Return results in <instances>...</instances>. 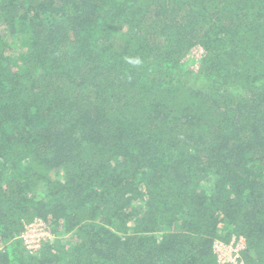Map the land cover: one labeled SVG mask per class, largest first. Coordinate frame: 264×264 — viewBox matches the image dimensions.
<instances>
[{
  "label": "trees",
  "instance_id": "trees-1",
  "mask_svg": "<svg viewBox=\"0 0 264 264\" xmlns=\"http://www.w3.org/2000/svg\"><path fill=\"white\" fill-rule=\"evenodd\" d=\"M34 219L70 238L28 255ZM232 237L264 264V0H0V264H218Z\"/></svg>",
  "mask_w": 264,
  "mask_h": 264
},
{
  "label": "built area",
  "instance_id": "built-area-1",
  "mask_svg": "<svg viewBox=\"0 0 264 264\" xmlns=\"http://www.w3.org/2000/svg\"><path fill=\"white\" fill-rule=\"evenodd\" d=\"M199 51L202 52L201 49ZM17 238L27 254L31 256L37 255L44 244H53L58 239L48 224L41 219H34L25 224ZM245 249L246 244L241 237H232L229 243L222 241L214 243V253L218 264H244L241 260V252Z\"/></svg>",
  "mask_w": 264,
  "mask_h": 264
},
{
  "label": "rangeland",
  "instance_id": "rangeland-1",
  "mask_svg": "<svg viewBox=\"0 0 264 264\" xmlns=\"http://www.w3.org/2000/svg\"><path fill=\"white\" fill-rule=\"evenodd\" d=\"M200 49H193L190 54L188 55L187 59H185L182 63H184L183 68L186 69H190L193 70V72H196L198 69V60L200 58V56L203 54V51L200 53L199 51ZM207 81V79H201L200 80V85L205 84ZM68 238H70V236H66L65 238H61L59 237L58 240L62 239V240H67ZM61 240V241H62Z\"/></svg>",
  "mask_w": 264,
  "mask_h": 264
}]
</instances>
